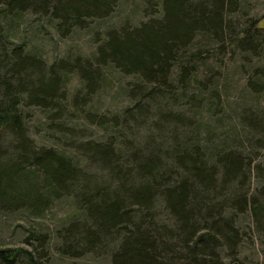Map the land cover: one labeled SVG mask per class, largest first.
I'll list each match as a JSON object with an SVG mask.
<instances>
[{"label": "trees", "instance_id": "1", "mask_svg": "<svg viewBox=\"0 0 264 264\" xmlns=\"http://www.w3.org/2000/svg\"><path fill=\"white\" fill-rule=\"evenodd\" d=\"M144 2L147 20L107 32L92 60L76 56L47 63L11 42L24 16L46 20L67 37L110 17L119 0H0V130L20 150L0 164V202L37 207L39 186L52 196H72L84 220L63 230V254L77 257L116 241L111 264H211L221 242L232 251L237 247L234 219L222 214L225 205L220 209L218 201L231 178L245 171L238 157L211 151L201 141L206 121L220 107L222 74L215 65L222 63L220 55L255 53L264 36L238 28L231 16L240 11L241 0ZM106 67L137 81L127 88L130 104L121 112L83 111L91 123L110 129L105 139L79 144L78 162L55 149L34 148L20 109L41 108L51 125L65 127L60 119L70 76L76 74L82 84L73 104H87L104 85ZM246 85L254 93L264 89L253 77ZM159 199L171 225L156 217ZM252 208L254 215L264 213L257 203ZM12 251L0 250V263H15L19 254Z\"/></svg>", "mask_w": 264, "mask_h": 264}, {"label": "rangeland", "instance_id": "2", "mask_svg": "<svg viewBox=\"0 0 264 264\" xmlns=\"http://www.w3.org/2000/svg\"><path fill=\"white\" fill-rule=\"evenodd\" d=\"M144 4V0H119L110 17L94 21L67 37L59 34L50 22L26 15L12 33L11 42L23 44L47 63L63 59L71 61L76 56L92 60L107 32L125 25L136 27L147 20ZM154 8L155 11L160 9L159 6ZM231 17L238 20L239 29L250 28L252 34L264 36V0H241L240 11ZM253 20L258 21L250 27ZM219 57L222 63L215 65V70L220 69L222 74L219 81L221 96L217 102L219 112L207 118V133L201 135V141L211 151L226 150L231 156L238 157L245 171L231 178L226 196L222 195L218 201L220 209L225 205L222 214L234 219L239 236L237 247L232 251L221 242L216 248V261L211 264H264V213L254 215L252 211L253 202L264 207V196L261 195L264 189V89L254 93L246 85L253 77L264 86V42L255 53L249 52L246 57L230 53ZM103 71L104 85L87 104L81 100L73 104L72 99L78 95L82 84L76 74L70 76L66 87L67 109L60 119L65 127L51 125V118L41 108L25 106L20 109L25 120L26 138L34 148L55 149L78 162L81 160L79 144L105 139L110 129L91 123L83 111L107 116L121 112L130 104L126 90L137 78L122 75L111 67ZM148 128L147 125L145 129ZM13 140L11 134L0 130V164L18 155L20 150H15ZM80 164L86 171L96 172L87 162ZM216 170L220 183L221 166ZM37 176V184L42 185L41 173ZM39 194L41 200L37 207L33 204L14 207L0 202V250L18 252L13 264H111L116 241L77 257L63 254V230L71 222L84 218L72 196L63 193L52 196L49 188L41 186ZM155 211L160 222L172 224L160 199Z\"/></svg>", "mask_w": 264, "mask_h": 264}]
</instances>
